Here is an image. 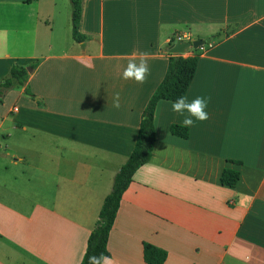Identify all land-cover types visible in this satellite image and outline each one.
<instances>
[{
  "label": "crops",
  "instance_id": "0c3cea01",
  "mask_svg": "<svg viewBox=\"0 0 264 264\" xmlns=\"http://www.w3.org/2000/svg\"><path fill=\"white\" fill-rule=\"evenodd\" d=\"M72 12L71 0H0V78L38 63L0 103V264H81L185 27V41L214 38L186 94L208 99L209 119L178 137L183 117L158 102L152 157L123 194L109 257L146 264L151 244L164 264H264V0H85L82 42ZM140 52L145 83L124 80Z\"/></svg>",
  "mask_w": 264,
  "mask_h": 264
},
{
  "label": "trees",
  "instance_id": "16d2710c",
  "mask_svg": "<svg viewBox=\"0 0 264 264\" xmlns=\"http://www.w3.org/2000/svg\"><path fill=\"white\" fill-rule=\"evenodd\" d=\"M32 1L34 0H27L29 3ZM84 2L85 0H71L73 8V36L77 42H82L86 39V36L81 33ZM195 52L196 54L190 57L170 54L167 73L144 110L136 146L127 162L115 176L112 191L104 201L99 219L90 235L87 250L81 264H88V257L92 255L99 256L103 253L105 256H110L107 248L109 236L123 194L132 184L134 174L142 166L146 165L152 157L156 144L154 115L157 104L161 100L175 101L180 96H186L194 79L201 55L200 48L195 49ZM37 65L38 63H31L29 66L14 64L9 73L5 77L0 78V103L3 102V98L7 92L21 90L27 86L30 77L28 67L34 70ZM26 94L32 95L28 88L26 89ZM171 132L173 135L185 139L189 137V129L180 125H172ZM239 180V172L229 169L224 170L221 177V183L228 187H235ZM143 256L146 264H164L168 254L166 251L151 244H145Z\"/></svg>",
  "mask_w": 264,
  "mask_h": 264
},
{
  "label": "clouds",
  "instance_id": "9594fccd",
  "mask_svg": "<svg viewBox=\"0 0 264 264\" xmlns=\"http://www.w3.org/2000/svg\"><path fill=\"white\" fill-rule=\"evenodd\" d=\"M136 55L133 54V59L129 60L125 70L123 71L122 78L124 80H132L137 84L145 83L148 75L150 74V68L148 64V58L150 53L140 52L138 54V62ZM172 111L183 117V126L194 127L196 121H206L209 119V114L206 111L208 107V99L202 96H197L191 101L186 96H180L175 101L171 102ZM114 108L120 107V96L116 93L113 97ZM88 264H115V261L101 253L99 256L92 255L88 257Z\"/></svg>",
  "mask_w": 264,
  "mask_h": 264
},
{
  "label": "water",
  "instance_id": "95a60500",
  "mask_svg": "<svg viewBox=\"0 0 264 264\" xmlns=\"http://www.w3.org/2000/svg\"><path fill=\"white\" fill-rule=\"evenodd\" d=\"M214 38H208L205 40H196V41H185L181 39L180 35H177L175 39L170 43L168 53L171 55H183L188 50L199 49L204 47L206 44L210 43ZM29 72L32 71V68H28Z\"/></svg>",
  "mask_w": 264,
  "mask_h": 264
},
{
  "label": "built area",
  "instance_id": "2783aa9c",
  "mask_svg": "<svg viewBox=\"0 0 264 264\" xmlns=\"http://www.w3.org/2000/svg\"><path fill=\"white\" fill-rule=\"evenodd\" d=\"M183 34H185L186 36H182L184 39L187 38V36H189L190 34V28L189 27H185V31L183 32ZM183 38H181L182 40H184Z\"/></svg>",
  "mask_w": 264,
  "mask_h": 264
},
{
  "label": "rangeland",
  "instance_id": "374dc122",
  "mask_svg": "<svg viewBox=\"0 0 264 264\" xmlns=\"http://www.w3.org/2000/svg\"><path fill=\"white\" fill-rule=\"evenodd\" d=\"M207 45H209V44H207ZM195 51V50H194ZM29 68V67H28ZM112 191V190H111Z\"/></svg>",
  "mask_w": 264,
  "mask_h": 264
}]
</instances>
